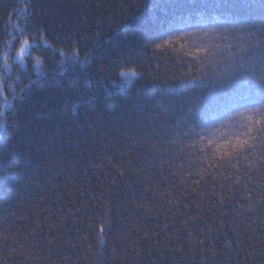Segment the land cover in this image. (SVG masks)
Here are the masks:
<instances>
[{"label": "trees", "instance_id": "obj_1", "mask_svg": "<svg viewBox=\"0 0 264 264\" xmlns=\"http://www.w3.org/2000/svg\"><path fill=\"white\" fill-rule=\"evenodd\" d=\"M221 4L0 0V264H264V141L229 162L183 134L226 98Z\"/></svg>", "mask_w": 264, "mask_h": 264}, {"label": "snow or ice", "instance_id": "obj_2", "mask_svg": "<svg viewBox=\"0 0 264 264\" xmlns=\"http://www.w3.org/2000/svg\"><path fill=\"white\" fill-rule=\"evenodd\" d=\"M221 6L229 9L221 25L222 38L227 40L228 34H233L239 41L236 54L229 57L234 62L221 71V83L216 86L226 98L220 101L215 92L210 93L207 97L210 103L189 114L190 127L183 134L201 141V151L230 162L232 157L251 151L253 142L264 141V0H259V4L247 0H226L224 3L222 0ZM165 35L168 39H164ZM154 39L169 44L180 37L169 29ZM156 46L159 48L161 44ZM26 49L27 41L19 49L18 56L21 59ZM241 87L243 91L239 90ZM226 89L231 90L230 95H226ZM229 112L242 118L241 126L224 133L221 130L227 121L217 126L215 115L226 116L228 120L235 119L228 115Z\"/></svg>", "mask_w": 264, "mask_h": 264}, {"label": "rangeland", "instance_id": "obj_3", "mask_svg": "<svg viewBox=\"0 0 264 264\" xmlns=\"http://www.w3.org/2000/svg\"><path fill=\"white\" fill-rule=\"evenodd\" d=\"M23 44L21 46H23ZM20 47H19V49H20ZM19 49L14 54V61L19 65V67L21 69L24 68L25 67V64H26V59L27 58H30V59H32V62H33L34 72L36 74L40 73V63H39V60L37 58H35V57H31V56L30 57H27L28 56V47H27V49L25 51V54H24V57L22 59L18 56ZM134 78L135 77L132 74L122 75V77H121L122 85L128 86L133 81Z\"/></svg>", "mask_w": 264, "mask_h": 264}]
</instances>
